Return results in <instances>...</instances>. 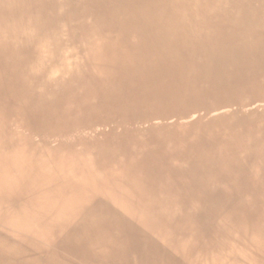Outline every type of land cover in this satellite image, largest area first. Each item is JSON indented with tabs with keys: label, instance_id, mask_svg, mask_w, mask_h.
<instances>
[{
	"label": "bare ground",
	"instance_id": "bare-ground-1",
	"mask_svg": "<svg viewBox=\"0 0 264 264\" xmlns=\"http://www.w3.org/2000/svg\"><path fill=\"white\" fill-rule=\"evenodd\" d=\"M0 264H264V0H0Z\"/></svg>",
	"mask_w": 264,
	"mask_h": 264
}]
</instances>
